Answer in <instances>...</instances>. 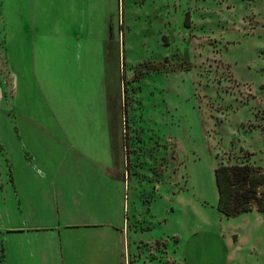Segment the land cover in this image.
Wrapping results in <instances>:
<instances>
[{"label":"rangeland","instance_id":"374dc122","mask_svg":"<svg viewBox=\"0 0 264 264\" xmlns=\"http://www.w3.org/2000/svg\"><path fill=\"white\" fill-rule=\"evenodd\" d=\"M242 158L264 170V0H0V264H53L65 167L138 262L264 264V211L215 205Z\"/></svg>","mask_w":264,"mask_h":264},{"label":"crops","instance_id":"0c3cea01","mask_svg":"<svg viewBox=\"0 0 264 264\" xmlns=\"http://www.w3.org/2000/svg\"><path fill=\"white\" fill-rule=\"evenodd\" d=\"M61 170L62 176L54 180L55 185L57 184L56 223L44 227L50 231L53 264H164L165 259H160L161 257L157 259L160 261L158 263L146 258L138 262L135 252L136 247H139L138 242L148 246L149 236L137 234L136 227L132 229L126 224H118L119 213L113 212L110 204H96V217L88 207L84 208L82 202L71 206L68 198H72L74 194L70 190L74 189L81 194L88 190V185L80 184L83 182L81 176L74 179L69 177L70 167ZM46 243L44 238L43 244Z\"/></svg>","mask_w":264,"mask_h":264},{"label":"trees","instance_id":"16d2710c","mask_svg":"<svg viewBox=\"0 0 264 264\" xmlns=\"http://www.w3.org/2000/svg\"><path fill=\"white\" fill-rule=\"evenodd\" d=\"M216 208L228 216L250 210L264 211V170L247 158L218 163L213 168Z\"/></svg>","mask_w":264,"mask_h":264}]
</instances>
